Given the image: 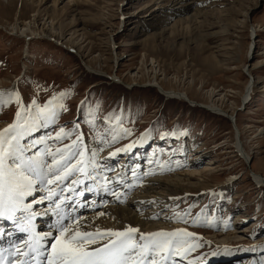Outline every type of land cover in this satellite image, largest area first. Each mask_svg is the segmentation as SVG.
I'll return each instance as SVG.
<instances>
[{
  "label": "rangeland",
  "instance_id": "obj_1",
  "mask_svg": "<svg viewBox=\"0 0 264 264\" xmlns=\"http://www.w3.org/2000/svg\"><path fill=\"white\" fill-rule=\"evenodd\" d=\"M192 1L187 14L165 18L176 1L0 0V130L33 98L43 106L54 97L55 120L22 143L78 124L46 149L80 136L84 151L104 144L96 157L107 162L110 149L144 140L129 166L170 178L199 160L189 192L142 211L195 234L186 239L198 246L173 257L177 264H264V0ZM29 21L39 34L13 31Z\"/></svg>",
  "mask_w": 264,
  "mask_h": 264
},
{
  "label": "snow or ice",
  "instance_id": "obj_2",
  "mask_svg": "<svg viewBox=\"0 0 264 264\" xmlns=\"http://www.w3.org/2000/svg\"><path fill=\"white\" fill-rule=\"evenodd\" d=\"M54 99L49 98L41 106L33 98L30 104L23 108V114L18 110L16 120L0 130V223L10 221L30 234L29 241L24 244V251L17 250V256L27 255L29 264L34 262L33 253L40 255V264H177L173 257H183L188 251L194 250L198 245H189L186 237H194L195 234L186 229L141 232L138 226L131 224L119 229L99 226H95L94 230L84 229L85 221L79 215L69 212L66 217L64 216L63 208L67 205L62 202L68 197L63 195L52 201L57 205L53 209L58 217L54 226L55 231L43 234L34 231L32 222L40 213L35 212L33 206L43 203L45 199L51 200L55 195L49 189L46 196L40 200L32 197L26 202V197L31 196L37 184L59 185L77 173L81 177L91 178L87 171L89 168L92 173L97 171L94 166L97 152L91 150L89 159L87 161L83 159L85 146L81 143L80 136L54 152L47 150L46 147L32 151L37 143L46 144L49 138L61 140L64 137H71L73 132L78 130V124L71 131H66L62 127L54 137H41L39 141L22 143L32 128H36L37 125L47 127L50 117L55 120V108L50 107ZM17 103L20 101L17 100ZM57 106L61 110H66L62 104ZM130 147L131 145H126L109 155L127 151ZM45 156L51 157L50 162L44 158ZM133 175L135 177V172ZM100 179L104 181L100 187L108 191L109 181L103 176ZM79 183H82V180H71L64 190L77 191L72 185ZM86 190L93 189L86 187ZM79 195L82 196L83 191H80ZM112 195L117 200L121 196L117 192H113ZM2 232L4 229L0 227V233ZM41 241L46 242L48 247Z\"/></svg>",
  "mask_w": 264,
  "mask_h": 264
},
{
  "label": "bare ground",
  "instance_id": "obj_3",
  "mask_svg": "<svg viewBox=\"0 0 264 264\" xmlns=\"http://www.w3.org/2000/svg\"><path fill=\"white\" fill-rule=\"evenodd\" d=\"M53 1L56 2L57 0H53ZM191 1H188V0H167V2H169V4L175 2L174 3L175 5L173 7H170V9H168V12L163 13V15H161V16L162 17L165 16V18L166 17L169 18L172 16H176L177 14L178 15L187 14L189 9H191L190 8L192 5ZM164 4H166V3H164ZM160 5H163V4H160ZM162 17L160 19L161 21L165 19V18L163 19ZM184 19H186L187 21H193V20H196V16H195V14H188L186 17H184ZM175 21H174V23H175ZM181 22H182V19H180L175 25L180 24ZM31 23H32L31 21L26 22V23H21V24L16 22L13 24L12 29H13V31H17V32L20 31L21 33H26V31H30L32 33H38L34 29L36 24H35V26H33L34 28H32L33 23L32 24ZM172 26H173V24H172ZM173 28H174V26H173ZM166 31H167V29L163 28L162 31L160 32V37H162ZM50 36H51V34H50ZM61 36H63V35H61ZM61 36H58V37L60 38ZM68 41L73 42V39L70 38ZM150 63H152L151 68H150L151 72H154V70H155L153 75L156 76L157 69H155V68H156V66H158V65H156V60L154 58H152V62H150ZM217 63H220V62H217ZM157 84L160 86V83L157 82ZM166 93H168L169 95L174 94L178 98L189 99V96L187 93L179 94L178 92H175V91L174 92H167L166 91ZM211 93H212V91H210V94ZM213 93H214V91H213ZM209 107L212 108V106H209ZM144 142H145L144 140H141L139 143L135 142L134 145L141 143L139 147H141L140 150L142 151L143 145L145 144ZM171 144H173V143H171ZM44 145H45L44 148L45 147L47 148V145L46 144H44ZM103 147H104V144H100L96 147H94V146L88 147L87 148L88 150L85 151V157L83 159H85L87 161L89 159L91 150H96V152H99L100 150L103 149ZM155 147L157 148V145H155ZM237 148L240 151H241V148L243 149L242 146H237ZM115 151L116 150L110 149L106 157H104L105 155H103V157L106 158L107 161L109 162L108 168H113V163L111 162V160L119 159V155H121L123 152V151L122 152H116L115 155H109L110 153H113ZM189 151H191V150L189 149ZM243 153L248 155L245 148L243 149ZM129 154H130V152H127V154H125V156L127 155V158H125V160L122 161L121 167L115 168L113 170V172H111V171L109 172L108 169L105 168L107 162H104L101 157L95 156L94 157V166L96 167L97 171L95 173H92L91 169L90 168L88 169V172L90 173L91 178L81 177L79 173H77L75 176H72L69 178V180L70 179L71 180H82V183L72 185V188L76 187V189H78V191H76V192L64 190L67 186L65 184H67L68 181H64L63 183H60L59 185H57L55 183L52 185H48L47 183H45L42 186L37 184L35 191H33L31 194L32 196H30L31 198L35 197L37 200H40L41 197L46 196L47 191L49 189H51L55 193V195L51 198V200H48V199L44 200V202H47L46 206L43 207L44 209H41L40 206L38 207L41 209V211L38 212V213H40L39 215L35 216V218L37 219L36 225L38 226V228H34L35 232L41 233V234L46 233V232H54L55 231L54 226L58 220V217H57L56 213L53 211V209H55L57 207V205H55V203H52V201L59 199V197L61 195H63L65 197H68V199L63 201L62 203L69 205L70 198L72 196L73 197H76V196L80 197V195H79L80 191H83L84 194H85V192H87L86 187H91L93 189L92 191L96 194L95 195L96 197H94L93 199H90V200L86 197H83V198H86V200H88V201H82L81 203H78L76 205L77 208L75 206V209L71 212L73 215H79L80 217L83 218V220L85 221V224L83 226L84 229L94 230L95 226H99L101 228L119 229L122 226H126L129 224H131L133 226H138L141 232H153V231H157V230H161V229L166 230V231L179 229V227H177L175 225H170V224L162 221V219H160L161 217L159 218L160 219L159 221H156L155 220L156 218H151L148 215L149 213H146V211L144 213L142 211V206H145L148 204L147 207H149V206L150 207L147 208V211L155 212L156 210L154 207L155 206L158 207V205H160L165 199L171 198V196L181 195V193H183V192H189L191 190V188L187 187V185L190 186V185H193L195 183H191V182L186 181V178L187 177L190 179L197 178L196 175H199V174L197 173L198 170H196L197 169L196 167H197V164H199L198 163L199 160H196L195 162L190 160L189 163L185 165L184 170H182V171H185V173L179 174V175H183V176L177 178V177H174L172 175V177L170 178V177H161V176L156 175L157 173H159L161 171L159 169L156 170V169L151 168V167L147 169L148 172L141 171L140 170L141 165L138 162H137V164L140 167H138V166H135V168L130 167L129 163H128V161L130 159ZM191 154H196V153H190V155ZM140 156H142V155H140ZM195 156H198V155H195ZM44 158L48 160V156H45ZM138 158L142 159V157H138ZM50 160L51 159H49L48 161L50 162ZM137 164H135V165H137ZM100 168L103 170L99 171ZM213 168H214V166L207 165L206 170L208 171V170H211ZM131 170H132V173H130ZM97 172H98V175H97L98 177H96ZM134 172H135V177L133 175ZM200 174L202 175V173H200ZM150 175H153V176H150ZM101 176L105 177L109 181V183L107 184L108 191H104L100 187V185L102 183H104V181L100 179ZM255 179L257 181H261V180H263V177L256 175ZM54 185H56V186L53 187ZM227 186H228V183H227ZM61 189H62V193L59 192V190H61ZM113 192H117V193L121 194L119 200H117L113 197V195H112ZM150 203H152V204L149 205ZM67 208L68 207L63 208V214L65 217L70 212V211H67ZM34 209H36V208H34ZM39 222H42L41 225H38V224H40ZM44 223H48V226L45 225ZM167 227H170V229H166ZM44 228H47V229H44ZM41 243H44L45 247H48L46 242L41 241ZM21 251H24V245L22 246ZM49 251H50V247H49ZM33 255L35 258V256L37 254L33 253ZM18 259L23 260L26 264H29V259H28L27 255H25L23 257H18ZM223 263L224 262H222V264Z\"/></svg>",
  "mask_w": 264,
  "mask_h": 264
},
{
  "label": "water",
  "instance_id": "obj_4",
  "mask_svg": "<svg viewBox=\"0 0 264 264\" xmlns=\"http://www.w3.org/2000/svg\"><path fill=\"white\" fill-rule=\"evenodd\" d=\"M231 118V117H230Z\"/></svg>",
  "mask_w": 264,
  "mask_h": 264
}]
</instances>
